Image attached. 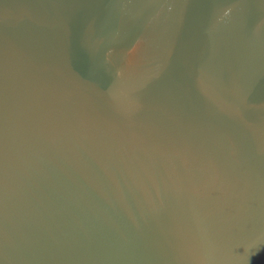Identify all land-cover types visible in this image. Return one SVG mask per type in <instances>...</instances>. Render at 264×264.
I'll use <instances>...</instances> for the list:
<instances>
[{
	"label": "water",
	"instance_id": "water-1",
	"mask_svg": "<svg viewBox=\"0 0 264 264\" xmlns=\"http://www.w3.org/2000/svg\"><path fill=\"white\" fill-rule=\"evenodd\" d=\"M0 264H264V0H0Z\"/></svg>",
	"mask_w": 264,
	"mask_h": 264
}]
</instances>
